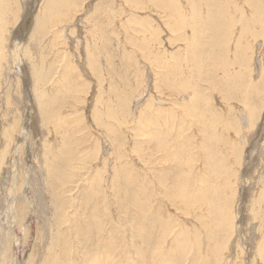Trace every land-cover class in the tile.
<instances>
[{
	"label": "bare ground",
	"instance_id": "bare-ground-1",
	"mask_svg": "<svg viewBox=\"0 0 264 264\" xmlns=\"http://www.w3.org/2000/svg\"><path fill=\"white\" fill-rule=\"evenodd\" d=\"M82 2V0H46L34 18L35 27L28 39V45L23 48L21 53L22 58H27L30 62V89L34 98L33 101L37 105L41 117L40 127L46 130L43 131L44 141L42 143L44 158L51 154L48 150L50 146H47L48 140H46V136H51L52 133H49L52 132V129H55V124H58L59 128H62L64 140L70 138L69 141H71V133L76 130L72 127L77 125V122H75L76 120L71 121L68 126H65L64 123L66 120L65 118H61L60 115L67 118H69V116L68 114L63 115V111L60 110L68 108L73 102L70 106L71 109L74 113H79L82 110L79 107L84 98H91L92 100H89V102L93 101V105L91 104L92 107L90 108L92 119L96 121L98 126L111 134L113 136V141L117 142L120 146V148L118 147L119 149L116 148L118 149V156L115 155L114 163H120V160L123 159H130L132 157L130 154L135 151L138 158L152 164L151 167L153 170L151 171L153 174L154 171H159V177L157 178L159 185L157 186L161 188L160 193L166 192L164 195L169 194L168 199H170V204L174 207L176 206L186 217L191 215L193 220H199L200 223L203 224L202 226L200 223L198 224H200L202 228H205V231L203 230L204 232L202 233L199 232V226V228L194 230L191 229L192 225L189 224V230L186 228V230L183 231L185 228H182L180 232L178 231V233H175V236L170 240L171 243L166 242L171 233L170 229L176 227L174 224L177 215L175 218H170L167 216L168 214H165L166 210L163 211L164 209L162 210V208L156 209L155 206L153 207V201H142L140 193L143 192V189H141L140 182L137 178L133 177L128 169L123 168L124 170H120V174L123 180L121 192L124 195H118L117 193L120 192V190L116 187L113 188L112 196L127 199L126 203L132 208L131 210L133 213L125 210H122L123 212L120 211L123 213L124 219L128 218L130 220L129 227L133 229L134 236L138 238L141 243H135V245L132 246L137 256V261L144 264H182V262L185 261L184 258H187L186 255L190 253V249L194 248L195 255L198 258H202L201 256L205 255L207 260L205 261L204 259V262L208 263L212 258L216 262H221V252L223 249L225 250L227 248L226 244L230 240L225 242L226 244L218 242V239H221L222 234H224L219 231H229L235 224L233 212L237 211H233L237 201L233 185L235 171L231 169L230 166L232 165L228 164L232 162H228L227 156L231 155L234 157L236 163H233V165H241V161L243 160V148L241 146L246 142V131L251 130L249 124L252 125L253 121L257 119L255 116L260 112L258 107L259 104L260 106L264 104V0H104L102 1L104 2L102 8L99 7L101 8L100 17L102 20L99 22L97 20L98 18H93L92 21L86 23L90 24V28L86 30L84 34L80 33L79 35V37H84H82V39H84L83 44H85V50H79L76 54H71L72 52L70 54L67 53L66 55V43L62 41L57 43V36L59 34L52 38L49 46L42 47L41 43L44 41L46 33H48L50 28H55L58 23L63 22V17L61 19L60 15H58V10H60L59 7L64 8L68 14L70 12L73 16L77 8H80L82 5ZM16 4H18L16 0L0 3V90L5 82H3V78H6V75L3 73L5 64H7L5 55L6 45L4 46V43H8L14 30L13 27L17 26L15 23L18 22L20 17H23L21 15V9L17 10L20 7L15 6ZM15 7L19 8L15 10ZM82 20H84V18ZM119 34L121 38H119ZM59 39L61 38L59 37ZM113 39L115 42H112ZM10 40L12 46L9 51L17 56V53H19L18 43L20 40L17 37L11 38ZM120 44H122L123 50H129L127 53L129 58H126L128 63L124 61L125 58L123 59V64L126 63L125 65H127L126 68L128 69H121L123 71H119V68H117L119 65L116 66L114 62L115 49ZM47 47H49L51 54L52 50L58 48L63 50L62 54H56L54 58L52 57L53 59L50 63L47 58V55H50V53H45L46 56L42 53V50L44 51ZM134 52L136 56L133 61L136 63V66H138L136 71L131 68ZM63 56H66L67 67L64 68L62 74L60 73L58 81L55 80L57 82L55 84V81H52V79L57 73L58 64L64 59ZM80 57V62H78V58ZM158 65L162 67L155 73V71L152 70ZM140 66L141 68H139ZM77 68H81L84 74L87 72L92 81H94V86H90V90L88 84L84 82L85 79L81 80L83 78ZM141 69L144 71L141 72ZM150 72L155 73L153 79L149 76ZM150 81L153 82V84L150 83L149 85L148 82ZM17 83L13 90L17 95H20L18 91L20 86L19 84L17 85ZM201 84L205 86L203 89L201 88ZM4 90L3 88V91ZM87 94L89 95L87 96ZM11 100V95L8 93L5 101V123L1 133L3 143L0 148V170H2L1 167H3L7 156H9V160L14 159L13 147L17 141H20L19 138H22L25 134L20 124V122H22L21 118L24 115V113L22 114L19 111L20 101L16 104ZM19 100H22V97ZM69 101H71V103ZM141 101H144L145 104L141 103ZM56 103L58 104L59 110L55 106ZM130 105H132V107H130ZM142 106L144 107L143 110L141 109ZM134 109H141L137 115V118H143L138 119V123H140L139 128H141L140 132L144 130L142 133H145L146 128L149 131L147 137L142 136L144 140L136 139L139 136L135 138V135H130V140L132 141L133 138L134 142L132 141L131 148L128 147L130 149H127L125 142L127 137L123 135L127 129V125L130 124L129 120H133V116L136 117V115H134L136 114V110ZM28 110L29 109H27V111ZM243 116L249 122V124L245 125L246 127L242 122ZM141 120L143 121L142 123ZM91 122L93 121L91 120ZM97 124L94 127H97ZM230 128L234 131L233 134L230 132ZM76 131H78V129ZM234 134L235 136H233ZM196 137H199L196 139L199 141L197 148L194 146ZM87 138L88 137L83 138L82 141L85 139L86 142ZM89 140L90 139H88V141ZM107 140L109 139L107 138ZM23 148L24 146H21V150L18 149L20 151L15 152L17 154L16 164L14 165V162L12 163L14 167L13 172L15 173V187L13 191L11 189L8 191L9 194L11 192H13L14 195L18 194L17 199H21L23 196L19 194L24 186L20 179L21 173L24 171L22 170V164L17 163L22 161ZM60 148L59 162L72 163L75 160L74 158H76V148L73 150L72 144H67L66 142H64ZM87 148H84V150ZM92 149L93 154H97V152L101 150L97 143L94 144V148ZM195 149L198 150V152L195 153ZM52 157L55 156L52 155ZM49 158L48 161L52 159ZM146 158H148V160ZM199 158H202V163H204L202 169L205 174V179H199L201 181V185L199 184L201 187L196 188L193 186L197 183L196 176H194V171L196 172V170H194L193 164L196 163ZM127 161L123 162V164L127 163ZM215 164L217 167L214 166ZM18 166L21 169L20 175L18 174ZM61 166H63L62 163ZM66 166L67 165H65V167L63 166L64 168L62 167L63 170L61 172L60 169L62 168L59 169L56 166L59 169L60 178H58L59 181H56V183L54 182L55 185L59 182L58 187L64 192H58L59 194L56 199L59 205L57 203L55 206L57 207V214L59 213L58 223L60 226L56 238L62 242V247L59 246L60 252L58 254L66 259L60 261L61 256L58 255L55 257L57 263L79 264L76 258H81V264H116L117 261L115 262V259L118 258L117 256L122 253L128 254L129 249H124L122 246L124 250L121 251L118 243L119 237H113V235L116 234L114 218L116 213L112 216L109 214L114 211H111L109 209L110 207L108 208V203L105 202L107 198L103 196L104 194L101 191L102 186L99 188H94L93 186L91 188L90 199L85 202V212L82 213V215L85 214L86 216L82 218L79 217L78 221L76 220L77 224L75 226L78 229L75 235L78 245L74 251V258L70 260V257L73 255L70 254L72 248H70V245H65V243H67V237H65L63 233L64 230L61 229V225L68 220L65 219L64 212L67 210H65V208H67L66 202L69 201L67 200L64 202L65 199H63L64 196L62 195L65 194L64 188H66L67 184L70 182L69 178L72 177L70 176L71 172L67 171ZM49 168L51 170V167ZM69 169L71 170L70 167ZM86 169L87 168L84 170ZM236 169L238 168L236 167ZM134 171L136 172V169ZM54 175L58 174L55 172ZM114 178H116V176H114ZM211 178L215 181L221 178L222 183H220L222 187L221 184L215 186L216 183L214 185H211V183L207 185L205 182L209 181V179L211 180ZM260 179L259 177V179H255V181H259ZM168 180H170L171 183H169ZM35 182L33 183L35 184ZM96 182L99 186L104 184V182L101 184L102 181L99 183L98 178ZM262 182V194L259 196L256 205L258 209L261 205V216L264 218V203L262 204V200H260L264 199V181ZM18 183H20L19 186L17 185ZM114 186L118 185L115 184ZM152 187L153 186H151V188ZM51 190H53V187ZM145 190L147 191V188ZM145 190L142 193L143 195ZM149 194H147L150 196L149 198H153L152 191H150ZM157 196H159V193ZM108 200L110 201V199ZM214 204H216L217 207V212H215L221 217L220 221L213 216L214 212L209 211V207H212ZM24 205L25 203L23 200H20L17 205V210L15 211L16 214L13 223L17 227H21V223L26 216L25 209H27V207H24ZM206 206L207 214H201L202 212L200 213V211L205 209L204 207ZM251 209H253V207L251 208L250 205V212H252ZM33 211H35V209ZM54 219H57V217H54ZM132 220L137 221L135 227H132ZM254 222L255 221H253V223ZM263 222L264 221H262V223ZM106 225H110L109 229L114 230L112 236L109 234L110 230L103 229ZM259 225L261 224L259 223ZM129 227L128 229H130ZM238 229L240 228L238 227ZM8 232L9 230L6 236L5 234H0V264H9L10 262H12V264H17V262L13 261L11 256L12 239L8 235ZM204 233H208L207 237L210 241L214 239L215 242L213 245L209 246L208 242L205 243V245L203 244ZM216 236L219 238L217 239ZM262 236L264 235L262 234ZM58 239L57 241H59ZM225 239V241H227V236ZM232 240L233 239H231V241ZM90 241L92 242L89 243ZM90 245H93V250L89 248ZM131 245L132 244H130V246ZM257 246L258 253L261 255L264 254V244L261 240H259ZM144 247H149L147 248L149 249L148 251H150L149 255L145 253L147 249H144L145 252L139 250V248ZM204 247L209 248L207 250L211 253L205 252ZM229 249H231V247ZM233 251H235V249ZM145 254L149 257H145ZM229 255L230 254H228V256ZM229 259L232 261L234 260L232 258ZM212 261L210 263H212ZM32 262L33 257L31 256L25 264H30Z\"/></svg>",
	"mask_w": 264,
	"mask_h": 264
},
{
	"label": "rangeland",
	"instance_id": "rangeland-1",
	"mask_svg": "<svg viewBox=\"0 0 264 264\" xmlns=\"http://www.w3.org/2000/svg\"><path fill=\"white\" fill-rule=\"evenodd\" d=\"M8 1L9 0H0V3L8 2ZM82 1H83L82 5H81L82 7L81 6H80V8L78 7L76 12L73 14V16L70 14V12L68 14L65 11L64 8L59 7L60 10H58V15H60L61 19L63 17V19H62L63 22H60L61 21L60 20L59 21L60 23H58L55 26V28H50L48 33H46V37H45L44 41H42V43H41L42 47L49 46L52 38L56 37V35L59 34L57 36L58 37V39H57L58 42L57 43H59L60 41L66 43L67 46L66 47L64 46L66 48V52H65L66 55H67V53L70 54L72 52L71 54H76V53L79 52V50L80 51L85 50V44H83L84 39H82L83 36L79 37V35H80V33L84 34V32L90 28L89 27L90 24H86V23L92 21L93 18H95V19L98 18L97 20L99 22L102 20V18L100 17V11H101V8H102V4L104 3L102 1H104V0H82ZM16 2L18 4H16L15 6H19L20 8L19 7H15V10L17 8H19L17 10L21 9V15L23 17L19 18V20L21 18L22 19L20 21L18 20V22H19V23L17 22L18 24L15 23L17 26L13 27L14 30H13V33L11 34V36H10V39L14 38V37L19 38L20 41L18 43L19 44L18 45L19 46V50L18 51H19L20 54L17 53V56H18L17 57V56H15L16 54H12L9 51L11 46H12L10 39H9L8 43H6V44L4 43V46L6 45L5 55H6V59H7V64H5V69H3V73H4V75H6V78H3V82L5 81L8 84L4 82L3 86H2V88L0 90V95H1L0 96V120H1L0 121V124H1L0 125V148L2 147V143H3L2 137H1V133H2L3 125L5 123V116H6V109H5L6 108V102L5 101H6V95L8 93H10V95H11V99H12L11 101H14V103H16V104H18L19 101H20V107H19L20 109H19V111L22 114L24 113V115H25V116L24 115L22 116V118H21L22 122H20L21 127L23 128L22 131H24L25 134H24V136L22 138H19L20 141H17L16 144L14 145V147H13V151H14L13 155H15V157H14L15 160L14 159L13 160H11V159L9 160V156H7L3 167H1L2 170H0V234H5V236H6L7 235V231L9 230V232H10V233L8 232V235L12 239L11 240V247H12L11 256H12L13 261L17 262V264H25L26 261H28V258L32 256L33 257V262L30 263V264H56L57 263L55 257L60 255L58 253L60 252V247H62V245H61L62 242L58 238H56V234H57L58 229H59L60 226H59V223H58V218H59L58 215H59V213L57 214V211H56L57 207L55 205H57V203H58L57 199H56L58 197V194L60 192L61 193H64V192H62L63 190H61L58 187V183L59 182L57 183V185H55L54 182L56 183V181H59L58 178H60V172L63 170L65 165H67L66 166L67 167V171L71 172L70 176H72V177L69 178L70 182L67 184L66 188H64L65 189V194L62 195V196H64L63 199H65L64 202H66L67 200H69V201L66 202L67 203L66 204L67 208H65V210L66 209L67 210L65 212L63 211L65 213V219L66 220L68 219V220H67L66 223L61 225V229L64 230L63 233H64L65 237H67V243H65V245H67V246L70 245V248H72L70 254L71 255L73 254V255L70 257V260H72L74 258V251H75V249H76V247L78 245V242L76 240V235H75V233H76V231L78 229L75 226L77 224L76 222L78 221L79 217L82 218V217L86 216L85 214L82 215V213L85 212V210H84L86 208L85 207V204H86L85 202L90 199L89 197H90V194H91V188L93 186H94V188H96V187L99 188V187L102 186L101 187L102 188L101 191L104 194L103 196H106V198H107L105 202L108 203L107 204L108 208L110 207L109 209L111 211H114V212L109 213V214H111V216H112V215H114L116 213L114 215V218H115V231H116L115 233L116 234L115 235L112 234V232L114 230L113 229L112 230L109 229L110 225L109 226L106 225L103 229L104 230H110V232H109L110 236L113 235V237H115V238L119 237L118 238V240H119L118 243L120 245V250L121 251L126 249V248L129 249L128 250V252H129L128 254L127 253H125V254L122 253V254H119L117 256L118 258L115 259V262L117 261L116 264L117 263L118 264H128V263L129 264H144V263H140L139 261H137V258H136L137 256L134 253L135 251L132 249V246L135 245V243H139V244H141V243L139 242V239L134 236L133 229H131L129 227L130 220L128 218L124 219V216H123V213H122L124 210L127 211V212H130V213H133L132 210H131L132 208L130 206H128V204L126 203L127 199H124L123 197H118L117 196V198H116L115 196H112L113 188H116V187H117L118 190H120V192H118L117 194L120 195V196L124 195L121 192L122 191V186L121 185L123 183V180L121 179L122 176L120 174V170L123 171L124 169H128L129 172H131V174L133 175V177L137 178V180L141 184L140 186H141V189H143V192H144V190L146 188H147V191H149V192H147L145 190L144 195L142 194L143 192L140 193L142 201H144V200L153 201L154 202L153 203L154 204L153 207L155 206L156 209L162 208V210L164 209L163 211L166 210L165 214L166 215L168 214L167 216L170 217V218L171 217L175 218L176 215H177V218H176L177 221L175 220V224H174L176 227L174 229L173 228L170 229L171 233H170V236L167 238L166 242L171 243L170 240L175 236V233L176 232L178 233V231L180 232V230L182 228L183 229L185 228L183 231H185L186 228H188L187 230H189V227H188L189 224L192 225L191 229H194V230L196 228L200 227V231L198 229L197 230L199 232L203 233L205 231V228L201 227L203 223L201 224L200 221L197 220V219L193 220L191 215L186 217V215L183 212H181L180 210H178L176 206L174 207L172 204H170V199H168L169 198V196H168L169 194L168 195L167 194L164 195L166 192L165 193H160L161 188L157 186V185H159V182L157 180V178L159 177V173H158L159 171L156 170V171H154V174H153V172L151 171V170H153V168L151 167L152 164L147 163L146 161L144 162L140 158H138L136 156L137 154H136L135 151L133 153H131L132 155L130 154V156H132V157L130 159H127L128 161L126 159H123V160H120L121 161L120 163H114L115 162V159H114L115 155L118 156L117 154H118V149L120 148V146L117 144V142L113 141V136L111 134L107 133L103 128L98 126L96 121H94L92 119V117H91V109L90 108L92 107L91 104L93 105V101L89 102V100H92L89 97L88 98L85 97L83 102L80 104L79 108H81L82 110L79 113H74V111L71 109L70 106L73 103V102L71 103V101H69L71 104L68 106V108H64L63 110H60V111H63V115L68 114V116H69V118H67L65 116L60 115L61 118H65V120H66L64 125L68 126L69 123H71V121L76 120L75 122H77V125H75V126L71 125V126L74 129H76V130L78 129V131L74 130L71 133L72 136H70L71 137V141H69L70 138L67 139L68 140L67 141V140H64L63 133H62V128H59V125L55 124L54 125L55 129L54 130L52 129V132L49 133V134L52 133L51 136L50 135L46 136V140H48L47 146L48 147L50 146L48 148V150L50 151L51 154H50V156H45V158H44V156H43L44 148L42 149V143L44 141L43 131H46V130H44L43 128L40 127V122H41L40 118L41 117H40V114L38 112L37 105L33 101L34 98L32 96V91L30 89L31 88L30 87L31 86L30 68H29L30 67V62L27 60V58H25V59L22 58L21 53L23 51V48L28 45V39H29L30 34L32 33L34 27H35L34 26L35 25L34 18L36 17L38 11L41 9V6L46 2V0H19V1L16 0ZM23 6H24V8H23ZM99 7H101V8H99ZM80 12H81V14H80ZM58 15H57V17H58ZM82 17L84 18V20H82L83 19ZM72 19H74V20H72ZM84 24H85V26H84ZM62 29H63V31H62ZM72 32H73V34H72ZM59 37L61 39H59ZM119 38H121L120 34H119ZM66 40H67V42H66ZM76 42H77V44H76ZM112 42H115V40L113 39ZM74 45H76V46H74ZM118 47H117L118 49L117 48L115 49V52L118 53V54L114 53L115 54L114 62L116 64V66L119 65L117 67V68H119L118 70L119 71H123L127 67V65H125V64L128 63V60H126V58L127 59L129 58V56H127V53H128L129 50L128 49H127V51L123 50L122 44H120ZM75 50H76V52H75ZM54 51H55V53H54ZM62 51L63 50L59 49V48L58 49H54V50H52V54H51V52L49 50V47H47L46 49H44V51L42 50V53L45 56H46L45 53H50V55H47V58H48V62L51 63V61L55 57V55L58 54V53L62 54ZM38 52H40V51H38ZM135 56H136V53L134 52L133 53V58H132V63H131L132 66L130 65L132 70L135 69L134 71H136V69L138 67V66H136V63H134V61H133V60H135L134 59ZM124 58H125L124 61L125 62L127 61L125 64H123V62H124L123 59ZM80 59H81V57L78 58V62H80ZM119 59L122 60V61H120ZM66 60L67 59H66V56H65L64 59L61 60V62L58 64V67H57V70H56L57 73L55 74V76L52 79V81H55V80L58 81L60 73L62 74L64 68L67 67ZM118 61H119V63H118ZM19 62H20V64H19ZM20 67H22V68H20ZM161 67H162L161 65H158L152 71H155V73H156ZM139 68H141V66ZM77 69L79 70L78 72L80 73V75H82L83 79H81V80L85 79L84 82H86L88 84L89 90H90V88L94 86V84H93L94 81H92V79L90 78V75H88L87 72H85V74H84V71H82L81 68L80 69L77 68ZM121 69H123V70H121ZM126 69H128V68H126ZM10 71H11V73H10ZM143 71L144 70L141 69V72H143ZM155 73L154 72H150L149 76H150L151 79H153V75ZM6 79H7V81H6ZM56 81H55V84L57 83ZM151 81L148 82L149 85H150V83L153 84V82H151ZM16 83H17V85L19 84V86H20V89L18 88V91H19L20 95L19 94L17 95L15 93V91L13 90V88L16 85ZM201 85H202L201 88L203 89V87H205V86H204V84H201ZM3 88L5 89L4 91H3ZM6 89H7V91H6ZM88 95L89 94H87V96ZM21 97H22V100H19V99H21ZM26 101H28V102H26ZM141 103H144V101H141ZM21 106H22V108H21ZM55 106L59 110L57 103L55 104ZM130 107H132V105H130ZM258 107H259V111H260L259 114L260 115L257 114L255 116L257 119L255 118L256 120L253 121L252 125L249 124L248 120L245 119L244 116H243V119H242V122H243L244 126L249 124V127H251V130L250 131H246V135H245L246 142L241 146L243 148V160L241 161V165L240 166L238 164L233 165V163H236L235 160H234V157L231 156V155L227 156L228 162H232V163H228V164H231L232 165V166H230L231 169H233L235 171V177H234V180H233L234 190H235L236 196H237L236 197L237 201H236L235 207H234L235 209H233V211L237 210V211L233 212L234 213V219H235L234 222H235V224L229 229L228 232L226 231L227 233L224 232V230L219 231L220 233L221 232L224 233V234H222V238L221 239L218 236H216L217 239L219 238L218 242H220V243H225V242H228L230 240L227 244L225 243L227 248L225 250L223 249V251L221 252L222 253L221 254V256H222L221 257V262L224 260L223 261L224 263L223 262L221 263L220 261L216 262L212 258V260L215 263L211 260L212 263H210L211 261H209V262L207 261L209 264H227L228 262H230L228 264H254V263L255 264H264V254L261 255V254L258 253V246H257V243L259 242V240H261L263 242V244H264V236H262V234L264 235V222L262 223V221H264V218L261 216L262 215V213H261L262 212L261 205L259 206L260 211H259V209H258V207L256 205V202L258 201L259 196L262 194L261 193V187L263 186V184H261V183H263L262 181H264V176H263L264 175V173H263L264 172V104L262 106H260V104H259ZM27 109H29V110L27 111ZM141 109L143 110L144 107L142 106ZM141 109L140 110L139 109L138 110L134 109V110H136L135 111L136 114H134V115H136V117L133 116V120H129L130 124L127 125V129H126V131H125V133L123 135L124 137H125V135L127 137V139L125 141L127 149H130L131 146H132V141L134 142L133 138H132V141L130 140L131 139L130 135H135V138H136V136H139V137L136 138L138 140H144V138L142 136H145V137L148 136V131L149 130L147 128H146L145 133H142L144 130H142V132H140L141 128H139L140 123H138L139 122L138 119H143V118H137L138 117L137 115L141 111ZM84 116H85V118H84ZM88 119H89V121H88ZM91 120L93 122H91ZM142 122L143 121L141 120V123ZM96 124H97V127H94V126H96ZM99 127H100V129H99ZM80 128H81V131H80ZM130 128H132V129H130ZM82 129H83V131H82ZM85 129H87V130H85ZM93 131L94 132L97 131V132L94 133ZM230 132L232 134L234 133V131L231 130V128H230ZM85 134H86V136H85ZM60 135H61V137H60ZM233 136H235V134ZM59 137H60V139H59ZM86 137H88L86 139V142H85V139L82 141V139L86 138ZM128 137H129V139H128ZM99 138H100V140H99ZM107 138L109 140H107ZM198 138L199 137L195 138L194 146H196V148L198 147V144H199V141L196 140ZM55 139H57V140H55ZM88 139H90V140L88 141ZM78 140H80V141H78ZM104 141H106V142H104ZM49 142H51V143H49ZM64 142H66L67 144H69V143L72 144V149L73 150H75V148H76V150H75L76 151V153H75V157L76 158H74L76 161L74 160L72 163H63V161L59 162V159H60L59 150L61 149L60 147H62ZM94 142L97 143V145H99V149L101 148V150L98 151L97 154H93L92 153V151H93L92 148H94V144H95ZM80 144H82V145H80ZM20 145L24 146L23 151H22V153H23L22 154V161L21 162L19 161L17 163H21L22 164V166H23L22 170L24 172L21 173V169L18 166V174L20 175V173H21V178L20 179H21V182L23 183L24 186L22 187V190L20 191L21 193L19 194L20 196H22V195L23 196L21 197V199H17L18 194H16L17 196L14 195L13 192H11L9 194L8 191L10 189L13 191L14 187H15L14 186V184H15V173L13 172L14 167H13L12 163L14 162L13 164L14 165L16 164L17 154L15 152H17V151L19 152L21 150V146ZM52 146H54V147H52ZM108 146H109V148H108ZM128 147H130V148H128ZM84 148H87V149L84 150ZM116 148H118V149H116ZM18 149H20V150H18ZM106 149H107V151H106ZM122 149H123V147H122ZM48 150H46V151H48ZM143 152H145V151H143ZM146 152H147V150H146ZM194 152L196 153V152H198V150L195 149ZM52 155L55 156V157H52ZM41 157H43L44 160ZM49 157L52 158V159H50ZM48 158L50 159V161H48ZM105 158H108V159H105ZM146 159L148 160V158H146ZM100 161H102V162H100ZM126 161H127V163L123 164V162H126ZM52 162H53V164H52ZM199 162H201V163H199ZM61 163H62V165L64 167L61 166ZM93 163L94 164L96 163V164L94 165ZM117 164H118V166H117ZM202 165L204 167V163H202V158H199L198 161H196V163L193 164V168H194V170H196V172L194 171V173H195L194 176H196V182H197L196 183L197 185L195 184L193 186L196 187V188H200L201 187L200 186L201 185L200 184V182H201L200 180L201 179H205V174L203 173ZM56 166L59 169L62 168V167L63 168L60 169V172H58L59 169ZM214 166L217 167L216 164ZM49 167H51V170H50ZM69 167L71 168V170L69 169ZM139 167H140V169H139ZM236 167L238 169H236ZM11 168H12V170H11ZM78 168L79 169L81 168V169L79 170ZM85 168H87V169L84 170ZM118 168H119V171H118ZM3 169H5V170H3ZM135 169H136V172L134 171ZM51 172H53V173H51ZM55 172L59 176L58 175H54ZM199 173H200V175H199ZM137 174H138L139 177L137 176ZM40 176H42V177H40ZM101 176H102V178H101ZM114 176H116V178H114ZM146 176H149V177H146ZM112 177H113V179H112ZM259 177L261 179L259 181L258 180L255 181V179H259ZM97 178H98V182L99 183L102 181L101 184H103V182H104V184L99 186V184L96 182ZM51 179H53V180H51ZM35 180H36V182H35ZM152 180H153V182H152ZM33 182H35V184ZM168 182L171 183L170 180H168ZM220 182H221V178L216 179V181L214 179L212 180V178H211V180L209 179V181H206L205 183L207 185H210V183H211V185H214L216 183L215 184V186H216L217 184H221L222 183V182L221 183ZM36 183H37V185H36ZM53 184H54V186H53ZM111 184H113V185H111ZM115 184H117L118 186H114ZM17 185L19 186L20 183H18ZM88 185H90V186H88ZM26 186H28V187H26ZM35 186H37L38 188L35 187ZM151 186H153V187L151 188ZM218 186H220V185H218ZM218 186H217V188H218ZM52 187H53V190H51ZM118 187L119 188L121 187V188L119 189ZM169 187H170V184H169ZM221 187H222V184H221ZM32 189H34V190H32ZM258 189H259V191H258ZM150 191H152L153 198H149L150 197L149 196L150 195L149 194ZM50 192H51V194H50ZM66 192H68V193H66ZM155 193L157 195L159 193V196H157ZM147 194H149V195H147ZM85 196H86V198H85ZM44 197H45V199H44ZM211 198H212V196H211ZM108 199H110V201ZM255 199H256V201H255ZM15 200H16V202H15ZM20 200H23V202L25 203L24 207H27V209H25L26 216H25L24 220L21 223V227H17L13 222H14V217H15V214H16L15 211L17 210V205H18V202H20ZM260 200H262V204H263L264 203L263 202L264 199H260ZM165 201H167V202H165ZM249 201H250V203H249ZM14 202H15V204H14ZM158 203H160V204H158ZM126 204H127L128 207L126 206ZM58 205H59V203H58ZM238 205H240V206H238ZM250 205H251V208L253 207V209H251V211L253 213L249 211ZM247 206H249V207H247ZM112 207H114V208H112ZM165 207H166V209H165ZM204 208L205 209L200 211V213L202 212L201 214H203V213L207 214L206 213L207 212L206 211L207 210L206 209L207 206L204 207ZM32 209L33 210L35 209V211H33ZM109 209H107V210H109ZM176 209H177V211H176ZM120 210L121 211L123 210V211L121 212ZM216 210H217L216 204L212 205V207L211 206L209 207V211L214 212L213 216L216 217V219L218 221H220L221 217L218 215V213H216L217 212ZM44 213H46V214H44ZM68 213H71V214H68ZM86 214H87V211H86ZM249 215H250L251 218L249 217ZM257 215H258V217H257ZM76 216H78V217H76ZM259 216H261V217H259ZM54 217L55 218L57 217V219H54ZM260 218H261V220H260ZM182 221H183V223H182ZM248 221H249L250 224L248 223ZM253 221H255V222L253 223ZM131 223L133 225L132 227H135V225L137 224V221L132 220ZM198 223H200L201 226ZM259 223L261 225H259ZM179 225L182 226V227H180ZM191 225H190V227H191ZM194 225H195V227H194ZM239 225L240 226L242 225L241 226L242 228ZM177 226H178V228H177ZM128 227L130 229H128ZM238 227L240 229H238ZM124 228H125V230H124ZM232 231H234V232H232ZM241 232H243V233H241ZM238 233H239V235H238ZM207 235H208V233H206V234L204 233V235H203L204 236V239H203L204 243L203 244L205 245V243L208 242L209 246L213 245V243L215 242L214 239H211V241H210L208 239ZM226 236H227V241H225L226 240L225 239ZM130 238H131V240H130ZM57 239L59 241H57ZM231 239H233V240L231 241ZM257 239H258V241H257ZM91 242L92 241H90L89 243H91ZM130 244H132V245L130 246ZM252 244H253V246H252ZM0 246H1V244H0ZM122 246L124 247V249H122L123 248ZM229 246L231 247V249H229L230 248ZM89 248L90 249L92 248L91 250H93L94 247H93V245H90ZM147 248H149V247H147ZM147 248L146 247L139 248V250H142V251L145 252L144 249H147ZM207 249H209V248L204 247L205 252H207V253L209 252V254H210L211 252L209 250H207ZM228 249H229V252H228ZM234 249H235V251H233ZM148 250L149 249H147V252H145V253H148V255H149L150 251H148ZM189 252L190 253H188V255H186L187 258H184L185 261H183L182 264H204V263L208 264V263L204 262V259H205V261L207 260L205 255L201 256L202 258L199 257L200 259L195 255L194 248H191ZM232 252H234V253H232ZM263 253H264V251H263ZM228 254H230L229 255L230 257L228 256ZM148 255L145 254V257H149ZM60 256H61L60 257V261H62V260L64 261L66 259V258H62V255H60ZM126 257H127V259H126ZM229 258H232L234 260L232 261ZM188 259H189V261H188ZM76 260H77V263L81 264L80 263L81 258L80 259L76 258ZM236 260H238V261H236ZM60 263H62V262H60ZM9 264H12V262H10Z\"/></svg>",
	"mask_w": 264,
	"mask_h": 264
}]
</instances>
